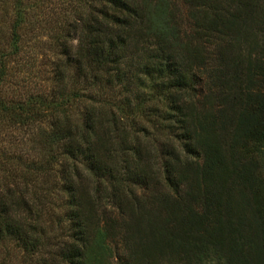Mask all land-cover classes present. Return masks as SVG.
Instances as JSON below:
<instances>
[{
	"label": "trees",
	"instance_id": "obj_1",
	"mask_svg": "<svg viewBox=\"0 0 264 264\" xmlns=\"http://www.w3.org/2000/svg\"><path fill=\"white\" fill-rule=\"evenodd\" d=\"M84 4L80 33L72 29L78 32L76 49L65 47L68 39L59 44L65 61L55 72L57 84L71 79L97 93L119 89L131 74L127 56L135 39H157L147 49L143 70L156 74L168 94L171 116L178 124L175 140L184 149H134L110 126L116 118L94 107L72 123L62 115L63 121L56 119L50 131L39 136L38 144L46 149L38 150L37 159L20 160L23 184L0 186V246L11 245L24 257L38 252L44 234V212L39 209L44 208L37 202H46L53 192L41 187L43 197L26 201V196L29 188H38L35 181L40 177L45 184L52 176L59 180L54 185L65 197L61 209L69 223L65 243L51 255L58 264H103L104 259L111 264L113 252L114 264H264V187L252 197L258 223L248 238L230 211L227 184L234 174L227 168L217 115L213 109L211 115L197 107L196 87L202 82H196L194 74L214 62L201 73L205 85L216 92L214 98L220 95L221 103L239 108L237 136L258 153L264 149V0H194L187 14L193 36L177 46L164 20L165 9L158 5L138 0ZM12 28L16 53L17 22ZM77 97L82 95L75 86L70 94L58 96L62 102ZM38 99L42 98L0 99V112H8L14 124L25 127L39 122L29 118H34ZM192 148L201 155L197 168H190L184 154ZM79 178L89 181L88 189ZM142 187L150 190L149 210L140 213L133 193ZM106 203L117 208L120 225L92 218V210Z\"/></svg>",
	"mask_w": 264,
	"mask_h": 264
},
{
	"label": "rangeland",
	"instance_id": "obj_2",
	"mask_svg": "<svg viewBox=\"0 0 264 264\" xmlns=\"http://www.w3.org/2000/svg\"><path fill=\"white\" fill-rule=\"evenodd\" d=\"M138 1L165 9L164 20L170 31L175 34L172 38L174 46L186 43L188 36L190 35L189 40L193 36L187 14L194 0ZM85 6L84 0H0V99L17 102L31 97L42 98L36 100L37 105L32 111L34 118L29 117L39 122L25 127L14 124L9 119L8 112H0V186L5 183L10 186L23 184L20 176L22 162L37 159L38 150L46 149L38 144V138L43 135L42 132L50 131V126L56 119L63 121L62 115H66L72 123L78 121L83 113L92 107L95 111H105L109 119L116 118L117 122L110 126L121 131L124 143L132 145L134 149L145 151L170 149L173 146L175 149H184L175 140L174 135L179 133L178 124L171 116L168 94L164 87L160 86L156 74L148 75L143 70L146 69L143 65L149 54L147 49L152 48L151 45L157 39L146 37L135 39L136 44L130 48L127 56L131 74L119 89L109 88L106 92L102 90L97 93L81 81L75 80L77 83H71V79L69 83L65 81L57 84L55 72L64 68V63H61L62 68L59 63L61 60L65 61L59 44L68 39L65 47L70 49V52L76 49L79 37L78 32L74 33L72 29L77 27L80 33L82 27L80 18L84 16L82 11ZM16 22L19 29H15V32L19 42L18 50L14 53L11 47L14 37L12 27ZM66 35L69 38H66ZM207 49L213 52V46ZM212 64L214 62L209 61L205 70L201 68L194 72L196 82H202L196 87L199 99L196 104L211 115L212 112H216V122L221 128L218 134L223 154L227 159V168L234 174L231 182L227 184L230 191V211L238 217L244 235L250 238L253 237L251 230L258 223L252 197L256 194L257 188L264 187V149L258 153L250 143L242 141L237 136L235 127L239 108L221 103L218 100L220 95L214 98L213 94L216 92L212 94L205 85V75L201 73L212 69ZM69 75L73 78L74 71H69ZM73 86L82 97L62 102L58 96L70 94ZM210 109L214 111L211 112ZM216 127L219 128L217 124ZM180 143L182 144L181 141ZM188 150L189 152L186 151L184 154L188 157L190 168L199 167L202 163L200 153L195 155V149ZM77 169L80 173L81 168ZM7 175L13 177L8 178ZM47 178L48 183L45 184L42 183L46 180L44 177L35 181V184L38 182V188H29V194L26 196V201L33 199L34 196L43 197V190H39L41 187L53 192L46 197V202L41 204L37 202L39 208L41 206L44 208L39 209L44 212L41 222L44 234L40 249L35 255L24 257L21 252L15 251L13 246L5 244L0 246V264H58L56 258L51 255L58 252L65 243L69 223L64 220V211L61 209L65 197L54 185L55 181L59 184V180L52 176ZM79 181L82 188L88 189L90 185L88 180L79 178ZM149 194L150 190H145L144 187L136 189L133 193L138 201L134 208L140 213L149 210L146 202ZM117 213L115 206L106 203L92 210V218L94 221L109 219L111 224L118 226L121 220ZM244 244L242 243V249H245ZM111 257L109 261L114 264L117 261V254L113 252ZM122 259H126L124 253ZM103 264H108L106 259L103 260Z\"/></svg>",
	"mask_w": 264,
	"mask_h": 264
}]
</instances>
